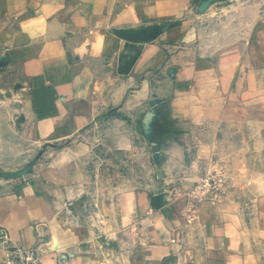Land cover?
Wrapping results in <instances>:
<instances>
[{
    "label": "crops",
    "instance_id": "0c3cea01",
    "mask_svg": "<svg viewBox=\"0 0 264 264\" xmlns=\"http://www.w3.org/2000/svg\"><path fill=\"white\" fill-rule=\"evenodd\" d=\"M0 182V264H264V0H0Z\"/></svg>",
    "mask_w": 264,
    "mask_h": 264
},
{
    "label": "rangeland",
    "instance_id": "374dc122",
    "mask_svg": "<svg viewBox=\"0 0 264 264\" xmlns=\"http://www.w3.org/2000/svg\"><path fill=\"white\" fill-rule=\"evenodd\" d=\"M218 8V7H216ZM106 115L102 116V118L100 119L101 122H103V118H105ZM99 121V122H100ZM93 123V125L95 126V129L90 132V137L92 139H98L99 142H103L104 140L107 141V135L103 132L101 124L102 123ZM99 124V125H98ZM105 130V128H104ZM104 141V142H105ZM104 147V148H101ZM100 150H98V152L100 154H102L101 160H104L105 164L107 165V168H109L108 170L111 169H115L117 173H119L121 176H123V174H128V173H136V174H143V173H150L149 171V167L145 164V162L150 161V153L151 151H143V150H136V151H121V154H119L118 156H114L112 155L111 150H109L108 148H106L103 144L100 145L99 147ZM47 152V150H40V154H41V158L43 157V155ZM130 154L131 157H129L128 155ZM31 162V161H30ZM114 165V166H113ZM36 166H32L31 164H27L24 166H19L17 167V169L15 171H12L13 173L15 172H20L23 174V177L25 179H30L33 169H35L37 171V168H35ZM214 169H219L221 170L225 175H226V180H227V174H226V170L220 166L217 165L215 166L212 170L208 171V172H213ZM10 172V171H9ZM111 172V171H109ZM208 172H206L201 178H203ZM12 173V174H13ZM11 174V173H9ZM200 178V179H201ZM200 180L195 184V186L193 188H189L186 192L187 194L196 187L197 184H199ZM227 182L226 181V189H225V193L227 192ZM2 183V182H0ZM99 184H103L104 186H106L108 183L107 182H103V183H99ZM125 184V183H120ZM223 195V197H224Z\"/></svg>",
    "mask_w": 264,
    "mask_h": 264
},
{
    "label": "built area",
    "instance_id": "2783aa9c",
    "mask_svg": "<svg viewBox=\"0 0 264 264\" xmlns=\"http://www.w3.org/2000/svg\"><path fill=\"white\" fill-rule=\"evenodd\" d=\"M226 181V175L221 170L214 169L213 172H208L201 178L199 184L188 195L198 202L202 200L210 202L220 201L225 193ZM2 249V264H39L41 256L45 253L43 243L33 248H25L13 245L10 241L6 240Z\"/></svg>",
    "mask_w": 264,
    "mask_h": 264
},
{
    "label": "water",
    "instance_id": "95a60500",
    "mask_svg": "<svg viewBox=\"0 0 264 264\" xmlns=\"http://www.w3.org/2000/svg\"><path fill=\"white\" fill-rule=\"evenodd\" d=\"M205 8V6L202 7V9Z\"/></svg>",
    "mask_w": 264,
    "mask_h": 264
}]
</instances>
